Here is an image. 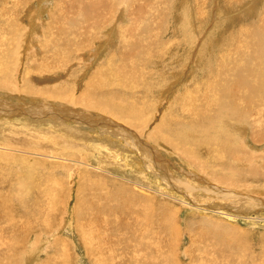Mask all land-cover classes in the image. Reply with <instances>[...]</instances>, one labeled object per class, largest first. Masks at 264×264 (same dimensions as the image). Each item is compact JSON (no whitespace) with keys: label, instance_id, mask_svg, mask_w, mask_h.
<instances>
[{"label":"rangeland","instance_id":"374dc122","mask_svg":"<svg viewBox=\"0 0 264 264\" xmlns=\"http://www.w3.org/2000/svg\"><path fill=\"white\" fill-rule=\"evenodd\" d=\"M85 1L0 0V264H264V107L236 159L173 141L264 0Z\"/></svg>","mask_w":264,"mask_h":264},{"label":"bare ground","instance_id":"6f19581e","mask_svg":"<svg viewBox=\"0 0 264 264\" xmlns=\"http://www.w3.org/2000/svg\"><path fill=\"white\" fill-rule=\"evenodd\" d=\"M96 1H97V4H98V2H101V3L97 5L95 1L89 0V3L92 2V4H93L92 7H96V9H95L96 14L94 13V15H93L91 11H89V12L93 16L92 19L95 16L96 21L94 22V24L96 23V26H97V25H99L101 23V22H99V19L100 18L97 16V14L102 13L101 9L104 8L103 7V4L106 5L107 2H106V0H96ZM118 1H123V0H116L115 2L118 3ZM141 1L148 2V0H141ZM80 2H78V3H80ZM85 2H88V1L86 0ZM136 2H137V0H130L129 1L130 5L133 8H135V11L132 10V12H131L133 14H128L129 15V18H130V16L132 17L135 14L136 11H137V13L138 12L141 13V9L140 8L142 6L136 7L135 6V3ZM138 2H140V1L138 0ZM82 6H84V5H82ZM82 6H81V8H82ZM75 7H77V6H75ZM66 8H68V7H66ZM89 8L91 9V7H89ZM84 9H85V6H84ZM82 11L77 12V15L78 16H81ZM114 14H116V13H114ZM86 16H87V14H86ZM88 19L90 20L91 18L89 17ZM144 19H146V18L144 17ZM80 20H82V19H80ZM76 21H77V19H76ZM100 21H102V20H100ZM262 22H264V21H262ZM107 26H109V25H107ZM256 27H257L256 29H254L252 27H248V28L244 29V36H245V38H239L236 43H233V45L229 49L227 55L220 54L221 61H223V62L220 65L219 69L223 70V72H221V73L219 72V77L218 78L217 77L216 78L213 77V79L211 80L212 82H209L208 85H207V87H213L214 86V91H213L212 97L210 96L211 97V104L212 105H216L218 107V109H220V111L222 112L220 114V116L222 118H219L217 116V113H211L209 115L204 116L203 118H201L202 120L201 119L200 120L204 122L205 127L207 126V124L205 122L206 118L209 119V120H211V121H216V124L214 125L215 127L213 125H210L209 126L210 128L214 127V131L213 132H210V131L209 132H206L202 136H199V133H198L197 137L195 136L193 140H188V141H183V142H182V140H178L177 136H174V138H173V141L175 143V148L177 147L178 149L184 150L185 152H188L189 151L187 153V155H189V157L191 158L190 161H192L193 163H196L199 160L198 153L194 152L196 150H193V149L188 148L189 146H191L192 141H194V140L199 141L204 146L209 145V146L215 148L216 150H218L219 152L222 149V151L220 152V154L222 155L223 158H221V159L218 160L219 157H217V160L218 161L223 160V161H226L227 162V160L229 158H231V157H234L235 158V156H237V154H238V152H236L235 148L238 147V143L241 144V141L243 142L242 135H240V134L239 135H235V132L237 130H240L241 129V127H239V126L240 125H243L242 121L245 119V117L248 118L251 114L255 115V114H261L262 113V112H259V111H260V109L262 107H264V39H263V36H264V28H263V26L261 27L260 24L257 25ZM101 29L103 30V28H101ZM242 30H240V33L242 32ZM129 31H130V29H129ZM129 31H128V34H129ZM111 37H113V36H111ZM109 40L111 41L112 38H110ZM111 42H113V41H111ZM131 42H132V40H131ZM135 45H138V42ZM100 46H102V45H99V47ZM99 47H98V49H99ZM130 47L132 48V46H130ZM252 48L254 49L253 51H252ZM95 50H97V49H95ZM128 50H130V49H128ZM128 50H126V52ZM130 53H131V51L128 52V54H130ZM231 53H233L234 55H236V56L233 57L232 63L233 62H237L239 64L240 62L243 61L244 64H245V68L239 69L238 68V65L237 66H234V68H231V67L228 68V63L226 61L229 58V56H231L230 55ZM128 54L126 55L124 53V55H126L127 57H128ZM141 55H143V54H141ZM124 59H126L125 56H124ZM135 59L137 61V58L136 57H135ZM127 60H128V58H127ZM127 60H125V61L127 62ZM134 63H135V60H134ZM236 72H239V75H236ZM205 96H206L205 98H207V95H205ZM206 101H207V99H206ZM207 108H208V106H207ZM205 109H206V107H205ZM190 110H192V109H190ZM201 110H202V108H201ZM209 110H210V108H209ZM198 111H199V108H198ZM230 114L231 115H237V117H235V119H234V118H232V117L229 116ZM124 116H126V115H124ZM225 117H227V118L230 117L227 123H225L223 121V118H225ZM253 119L254 120H258V119L254 118V117H253ZM191 121H193V119ZM201 121L200 122H197L195 124V128H198V127H196V125L198 123L201 125ZM223 126H225L224 127L225 129L222 128ZM201 127H202V125H201ZM243 127H244V130H245V124H244ZM189 128H190V126H189ZM55 130H58V129H55ZM221 132H225V134L224 135H218ZM209 133L214 134L216 137L214 139L210 138L209 137ZM63 134H64V132H63ZM71 134L72 133L70 132V134H68V135L70 136ZM205 148H207V146ZM206 151H209V150H206ZM51 152H53V151H51ZM218 178L221 181H223L220 176H218ZM206 209H208V208H206ZM214 211L217 212L218 209H216V207H215Z\"/></svg>","mask_w":264,"mask_h":264}]
</instances>
